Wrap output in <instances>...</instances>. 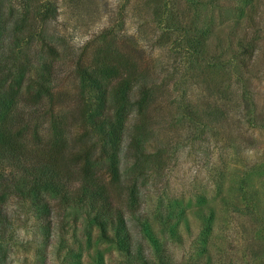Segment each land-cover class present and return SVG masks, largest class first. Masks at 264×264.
Masks as SVG:
<instances>
[{"label": "trees", "instance_id": "obj_1", "mask_svg": "<svg viewBox=\"0 0 264 264\" xmlns=\"http://www.w3.org/2000/svg\"><path fill=\"white\" fill-rule=\"evenodd\" d=\"M29 1L21 10L11 0H0L2 196L30 202L40 231L47 236L37 250L40 264H52L50 250L59 242L52 237L59 227L58 203L63 208L76 205L86 210L101 240L114 244L126 264H171L165 249L158 256L153 253L145 233L151 188L165 177L182 139L189 142L194 157L206 155V143L211 144L212 138L228 139L233 149L237 146L235 121L228 107L241 99L240 93L235 90L231 97L230 80L216 78L220 65L204 60L207 43L192 41L187 52L192 60L187 67L188 88L197 86L200 94L177 98L172 90L181 78L177 63L163 65V81L148 79L134 59L114 47L116 34L108 28L102 33L96 57L86 63L80 57L74 65L78 81L74 97L79 109L72 118L81 125L75 133L66 117L58 120L46 109L48 100L52 105L56 98L66 99L55 90L63 39L50 31V24L59 17L61 1ZM244 50L248 53L249 49ZM250 52L253 55L254 51ZM160 84L170 86L166 94L162 91L168 110L149 114ZM178 131L182 132L181 140ZM252 203L246 202L248 209ZM168 208L163 205L157 213L164 227L180 215ZM208 208L212 220L215 209ZM9 224L8 213L0 208V239ZM255 233L263 237V228ZM10 253L0 244V264H12ZM94 260L95 264H106L101 256Z\"/></svg>", "mask_w": 264, "mask_h": 264}, {"label": "rangeland", "instance_id": "obj_2", "mask_svg": "<svg viewBox=\"0 0 264 264\" xmlns=\"http://www.w3.org/2000/svg\"><path fill=\"white\" fill-rule=\"evenodd\" d=\"M11 1L21 10L30 3ZM60 1L59 17L50 24V31L63 39L55 90L66 99L56 98L52 105L48 100L46 109L58 120L66 117L75 133L81 125L72 118L79 109L74 65L80 57L85 63L96 57L105 30L116 34L114 47L134 59L140 73L150 80L163 81V65L177 63L181 78L172 90L180 99L200 94L197 86L188 88L187 67L192 60L187 52L192 41L207 43L204 60L220 65L216 78L230 80L231 97L235 90L241 95L228 107L238 144L233 149L228 139L212 138L211 144L206 143V155L194 157L178 131L182 143L165 177L147 198L145 233L153 253L158 256L165 249L171 264H264V0ZM169 87H156L149 114L166 113L163 98ZM162 192L163 205L180 214L168 227L157 218L163 207ZM2 195L0 190V208L8 213L10 224L0 244L10 250L12 264H40L37 250L47 236L41 233L30 202ZM251 201L248 209L246 202ZM57 205L59 227L52 237L59 242L50 250L52 264H95L94 258L100 256L106 264H126L114 244L101 240L86 210ZM208 206L215 209L212 220ZM257 228H263V237L255 236Z\"/></svg>", "mask_w": 264, "mask_h": 264}]
</instances>
